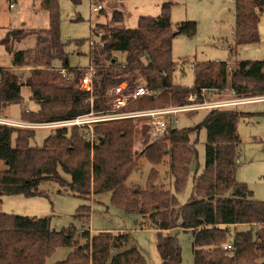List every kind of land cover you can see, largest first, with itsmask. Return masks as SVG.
Here are the masks:
<instances>
[{"label":"trees","instance_id":"16d2710c","mask_svg":"<svg viewBox=\"0 0 264 264\" xmlns=\"http://www.w3.org/2000/svg\"><path fill=\"white\" fill-rule=\"evenodd\" d=\"M69 1L79 4V0ZM90 1L96 5L102 0ZM171 5L163 2L157 17H140L135 28L105 27L103 47L90 51L89 67L94 72L90 108L88 92L57 85L61 80L58 69L76 70L68 67L62 50L56 0H42L41 7L48 14L47 28L15 30L1 42L11 64L10 68H0L1 108L22 104L21 91L27 88L30 100L37 107L33 112L24 110L21 122L31 126L66 123L88 114L90 109L102 112L109 88L124 80L139 79L153 94L121 111L182 107L189 104V95L199 94L202 89L221 92L229 88L238 100L264 97V60L240 62L231 73L225 62L195 63L193 87L174 86L172 39L177 35L193 37L196 24L181 22L173 29ZM262 7L264 0H235V46L258 42L257 24ZM123 20L120 11L112 12V22ZM28 36L35 38L33 48L10 51L12 43ZM80 43L74 41V44ZM116 54L123 59L117 60ZM53 61H58L61 67L54 68ZM23 67L29 68L24 80L14 74ZM196 102H201V98ZM207 109L186 112L189 116L200 111L206 113L202 122L193 128L178 129L170 118L164 137L140 153L132 151L131 120L95 124L92 138L86 127L61 126L41 146L30 144L34 131L27 129L32 128L0 126V161L5 165L0 171V205L3 196L40 195L39 187L46 182L67 187L83 199L109 193L111 204L127 214L142 216L143 226L159 231L156 251L160 264H182L181 246L171 231H181L191 237L193 264H257L258 261L264 264V202L253 199L245 185L235 179L240 143L237 123L243 114L230 108ZM201 129L205 130L203 169L193 178L190 199L179 209L173 193L158 184L159 173L155 169L149 171L143 187L125 185L141 158L154 166L168 158L167 173L173 179V190L175 193L182 190L189 166L196 158L191 135ZM89 213L88 206H81L75 220L85 225L89 223ZM238 226L244 230L236 231L231 242L227 241L229 227ZM112 237L110 242H96L92 255L89 230L80 234L72 227L56 231L50 228L47 218L0 212V264H45L57 248L69 252L63 261L55 264H101L99 255L109 248L113 253L107 264H146L136 247H125L124 233ZM225 243H230L233 250L224 251Z\"/></svg>","mask_w":264,"mask_h":264},{"label":"rangeland","instance_id":"374dc122","mask_svg":"<svg viewBox=\"0 0 264 264\" xmlns=\"http://www.w3.org/2000/svg\"><path fill=\"white\" fill-rule=\"evenodd\" d=\"M41 1L14 0L12 1L14 8L9 9L8 0H0V68L11 67L10 55L1 43L7 35H11L15 30L24 27V30L47 28L48 14L42 9ZM114 2L122 5V8H118V11H122L123 14L124 21L122 23L111 21V11H113L111 8L115 7ZM163 2L172 4L170 22L173 29L176 24L181 22L190 21L196 24V34L193 37L177 35L172 39L171 59L175 64V69L171 81L174 86L188 89L193 87V65L195 63L225 62L228 65V73H231L240 62L264 60V7L259 10L258 42L251 45L235 46L233 39L235 0H102L98 3L103 6L101 13L93 12L90 0H79L78 5L72 4L69 0H56L60 42L66 55L68 67L78 71L89 67L91 48L88 41L91 38L93 26L99 23L100 28H96V31L103 35H106L105 27L135 28L140 17H157ZM34 39L33 36H28L19 42L15 41L9 49L11 52L31 49L35 45ZM74 41H81L82 43L74 44ZM115 58L121 61L123 56L116 54ZM52 66L58 69L61 64L58 61H53ZM28 70V67L18 68L14 74L17 78L24 80ZM57 85L65 86L61 80ZM21 96L22 104L10 105L5 110V115L10 120L21 119L20 115L24 110L33 112L37 107L30 100V92L27 88L22 89ZM215 96L227 101L234 98L229 90L215 92L211 98H204L205 109L217 108L212 107L217 105L214 102H220L213 100ZM240 101L261 102H247L235 106L220 107L234 109L237 113L243 114L237 123L240 143L238 145L235 179L245 185L247 190L251 192L253 199L264 202V97ZM186 114L179 113L176 115V128H193L200 124L206 115L205 111L190 116ZM131 121H133L134 126L132 151L140 153L143 150L137 145L142 142V126L145 121L143 122L141 119ZM52 125H48L51 128L41 125L34 129V126H31L32 129H27L34 131V137L30 144L41 146L45 138L52 135L55 129L61 128V126H57V123ZM191 141L195 142L196 158L189 166V174L182 190L176 193L173 190V179L167 173L168 165L166 162H168V158H165L162 164L155 166L141 158L136 170L125 181V185L138 184L143 187L149 171L155 169L159 173L158 184H162L164 189L173 193L177 202L176 208L179 209L190 199L193 178L195 175H199L203 169L205 130L201 129L197 134L191 135ZM4 168L5 165L0 161V171ZM64 178L68 179L65 175ZM39 191L40 195L33 197L3 196L0 212L22 217L47 218L50 222V228L56 231L72 227L80 234L83 230L88 231L90 229V253L92 255L97 246L96 242L103 240L110 242L111 237L117 236L121 231L126 235V248L136 247L145 258L146 264H160L156 251L159 231L143 226L142 216L127 214L111 204L109 193L83 199L73 195L67 187H60L50 182L42 184ZM81 206H88L90 209L89 223L85 225L75 220L77 210ZM242 230L244 227H229L227 241L231 242L234 233ZM171 234H175L180 243L182 264H193L191 237L181 231H171ZM68 252L64 248H57L54 254L46 259L45 264L63 261ZM111 253L113 252L109 248L99 255L102 256L101 264H107ZM261 263L262 261L257 262V264Z\"/></svg>","mask_w":264,"mask_h":264},{"label":"built area","instance_id":"2783aa9c","mask_svg":"<svg viewBox=\"0 0 264 264\" xmlns=\"http://www.w3.org/2000/svg\"><path fill=\"white\" fill-rule=\"evenodd\" d=\"M13 0H10L9 9L14 8ZM102 7L100 4L92 5L93 12L97 13L101 11ZM103 35L101 32L95 29L91 31V38L88 41L89 47L91 49L103 47L105 41L103 40ZM58 75L65 86H73L76 89L84 90L88 92L89 99L88 102L91 108V93H92V78H93V68L88 67L84 70L75 72H69L65 69H58ZM211 90L202 89L199 94H191L188 96L187 101L189 104L168 109H157L151 111L143 112H123L121 111L127 105L145 97L150 96L153 93L147 88L143 80H124L118 85L109 88L105 93V109L102 112H90L86 115L79 116L72 121L66 123H59L57 126H78L86 127L89 130L90 137L92 138V126L99 123L124 121V120H137L141 119L145 124L142 126V142L138 143V147L142 150L157 140L164 137L166 124L173 119V123H177L175 119L176 115L179 113H186L193 110L205 109L206 95L210 94ZM203 99L202 102H196L197 98ZM229 106L225 104L213 105L212 107H224ZM26 111V110H25ZM0 126H11L18 128H31V125L24 124L20 120L13 121L10 120L4 113L0 106ZM46 127H50L45 125ZM53 126V125H52ZM38 126H34L36 128ZM56 127V126H55ZM51 128V127H50ZM123 232L117 234L120 237ZM223 250L230 252L233 250L230 243H225L223 245Z\"/></svg>","mask_w":264,"mask_h":264},{"label":"crops","instance_id":"0c3cea01","mask_svg":"<svg viewBox=\"0 0 264 264\" xmlns=\"http://www.w3.org/2000/svg\"><path fill=\"white\" fill-rule=\"evenodd\" d=\"M14 1V0H13ZM104 1V0H103ZM8 2L10 3V1L8 0ZM114 4H115V7H113V8H111V10H113V11H118L119 9L118 8H122V5H120L119 3H116V2H114ZM9 5V4H8ZM120 6V7H119ZM102 7V9H101V11L103 10V6H101ZM101 11H99V13H101ZM113 11H111V14H112V12ZM122 12V11H121ZM98 13V12H97ZM124 21V20H123ZM94 27V29H96V28H99L100 27V24L98 23V24H96L95 26H93ZM25 28V27H24ZM24 28H22V29H24ZM33 29V28H32ZM30 30V29H29ZM92 50V49H91ZM188 58V57H187ZM195 63V62H194ZM193 65V64H192ZM228 66V65H227ZM225 90H229L231 93H232V91L229 89V88H226ZM224 90V91H225ZM225 93V92H224ZM215 94V92H211L210 94H208V95H206V98L207 97H209V98H211L213 95ZM232 95H233V93H232ZM234 97V96H233ZM208 98V99H209ZM213 99V98H212ZM213 100H218V101H220V102H214V104H227V105H229V106H235V105H240V104H245V103H247V102H261V101H245V102H243V101H240V100H238V99H235V98H233V100H231V101H227V100H223V98H219L218 96H215L214 97V99ZM8 108V107H7ZM3 109V108H2ZM5 110H6V108L5 109H3V111H4V113H5ZM6 114V113H5ZM20 117V116H19ZM9 118V117H8ZM18 120H20L19 118H18ZM17 121V120H16ZM237 167V166H236ZM89 232H90V229H89Z\"/></svg>","mask_w":264,"mask_h":264}]
</instances>
